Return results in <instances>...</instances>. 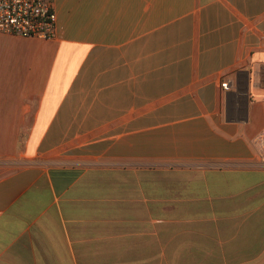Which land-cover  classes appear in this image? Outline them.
<instances>
[{"label": "crops", "instance_id": "obj_1", "mask_svg": "<svg viewBox=\"0 0 264 264\" xmlns=\"http://www.w3.org/2000/svg\"><path fill=\"white\" fill-rule=\"evenodd\" d=\"M52 3L0 33V264H264V0Z\"/></svg>", "mask_w": 264, "mask_h": 264}, {"label": "built area", "instance_id": "obj_2", "mask_svg": "<svg viewBox=\"0 0 264 264\" xmlns=\"http://www.w3.org/2000/svg\"><path fill=\"white\" fill-rule=\"evenodd\" d=\"M55 21L52 0H0V33L51 38ZM222 88L229 90V82Z\"/></svg>", "mask_w": 264, "mask_h": 264}]
</instances>
